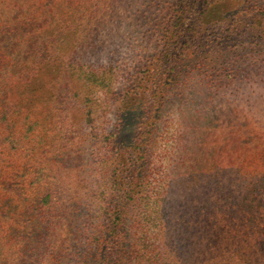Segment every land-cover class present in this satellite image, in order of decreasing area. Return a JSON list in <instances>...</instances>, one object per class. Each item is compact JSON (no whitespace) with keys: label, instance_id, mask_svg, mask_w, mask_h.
<instances>
[{"label":"rangeland","instance_id":"374dc122","mask_svg":"<svg viewBox=\"0 0 264 264\" xmlns=\"http://www.w3.org/2000/svg\"><path fill=\"white\" fill-rule=\"evenodd\" d=\"M176 1L0 0V114L11 103L20 108L8 115V123L0 118V211L10 209L7 217L0 214V264H264V233L247 229L246 234L243 226L234 224L226 211L237 203L225 205L222 212L210 203L208 197L218 195L202 186L209 176L198 177V171L192 172L196 166L191 168L192 162L204 167L201 159L206 158L213 166L209 172L219 167L223 181L229 176L226 163L247 150L245 175L263 177L264 152H250L248 147L254 148L255 136L264 139V74L257 71L264 67V39L241 52V47L233 46L235 31L228 22L232 16L226 14L212 28L231 39L224 40L218 51L216 45L211 57L233 59L234 69L203 100L196 90L207 74L204 61L185 63L181 69L188 71L181 75L184 81L190 79V85L184 102L173 101L159 110L160 93L153 98V91L159 77L172 78L173 70L153 75L164 43L156 23L173 16ZM224 6L223 2L215 10L223 12ZM139 8H144L142 13ZM260 22L264 15H252V25ZM152 25L158 30L151 31ZM247 34L244 29L242 35ZM53 57L55 62L49 63ZM61 57L66 65L104 72L105 84L80 79L70 84L101 103L96 127L114 135L98 143L105 149L96 147L93 154L77 109L68 108L72 91L62 82L73 76L67 68L49 75V65L56 66ZM33 80L39 88L19 106ZM49 81H55L53 92L48 90ZM27 99L31 102L25 105ZM158 112L161 121L148 144V194L161 199L155 207L151 197L149 205L139 198L128 200L121 189L105 184L110 181L108 165L123 164L105 152L120 141L123 150L130 145L125 155L135 159L137 152L130 148ZM23 117L29 123L22 122ZM57 139L65 146L57 145ZM111 150L119 151L116 146ZM122 175L130 177L127 170ZM113 177L119 179L120 172ZM48 183L54 187L48 206L38 203L43 218L35 209L36 199ZM263 210L257 206L248 210L245 222L256 217L262 226L258 216ZM209 212L218 213V230L214 225L210 236L203 225L210 223ZM37 227L39 232L30 241L34 238L35 246L39 244L35 249L29 243L23 257L18 238L29 237Z\"/></svg>","mask_w":264,"mask_h":264},{"label":"trees","instance_id":"16d2710c","mask_svg":"<svg viewBox=\"0 0 264 264\" xmlns=\"http://www.w3.org/2000/svg\"><path fill=\"white\" fill-rule=\"evenodd\" d=\"M223 2L225 4L224 8L222 9L223 12H217L215 10V6H220ZM143 10L144 8H139L140 13H142ZM172 10L174 14L173 16H171L170 19L167 18L164 21H159L158 23H156L157 26H159L158 29L162 28L161 31L164 43L162 47L158 50L156 59V61H159L161 63L156 67V71L153 72V75L159 76L160 73L164 71H170V69L173 70L172 78L165 79L163 75L162 77H159L157 82L158 89L156 91H153V98L158 97L157 95L160 93V96L158 97L159 110L165 106H168L169 103L173 101L184 102L185 97L189 92L190 85V79L185 77L184 81V75H181L182 73L184 74L188 71V69H181V66L185 63L191 62L192 64H198L204 61L202 63V66H204L203 71L207 72V74L204 75L202 79L205 80H201V83H199V88L198 90H196L197 94H199V96L203 100L205 99L209 91L217 86V82L219 81V79L222 76L226 77L227 74H229V71L234 69L233 59L224 56L221 58L217 57L214 59H212L213 57H211L213 56L212 49L215 48L216 45V51H218V49H221L223 47L224 40L227 41L228 39H231L226 35H220L212 28L213 26H215V24L219 22V20L224 19L226 14H228L229 17L232 16V18L228 19V22L229 25H231L233 30L235 31L233 35H231L232 37H234V39H231L234 41L233 46L241 47V52L245 51L247 48L250 49L251 47L257 46L260 40L264 39V23L260 22L258 23V25H252L250 23L252 22V15H256L258 17L259 15H264V0H177L176 3L173 5ZM246 11H248L252 15L244 16L242 18L241 16L243 14L241 13H244ZM190 18L192 20H189ZM208 22L210 23L207 24ZM245 24H248L251 27L245 26ZM158 29L157 27H155V25H152L150 28L151 31ZM244 29L248 30L247 35H242ZM246 40L249 41L248 44L244 43ZM225 50L227 51L228 49ZM55 58L56 57L48 59L49 63L55 62ZM242 58L244 59L243 56ZM58 62L59 63H57L56 66L52 64L49 65L51 68L49 75L52 74L57 76L60 72L67 68V71L73 76V78H66L65 80H63L62 83L67 84L70 90L72 91V96L68 99V108L77 109V115L80 124L83 126L85 125L87 128L82 133L88 141L86 143L87 147L92 148L90 149V153L93 154L96 147H103V149H105L103 145L97 144L100 142L104 143L106 141L112 140L114 138V135L111 131L105 130V127H96V124L98 123V118L100 117L98 109L102 106L101 103L90 97L88 94H85L82 89H77L74 87V85L70 86V84L73 83V80L77 82L78 79H80L81 82L85 84L91 82L102 84L104 83V72H100L101 68H99L98 70L82 69L80 68L82 67L81 64L75 66L71 62H68L66 65L65 59L62 60V57L59 58ZM162 63H164L167 68H164ZM52 66L55 67L54 70ZM192 71L193 69L190 68V72ZM257 71H260L264 74V67L259 68ZM44 72L48 74V69L46 68ZM54 86L55 81L48 82V90L53 92ZM37 87V81L33 80L30 82V84L25 88L26 90H29V93L27 94V96L25 95L19 100V106L21 104L23 105V101L26 97L29 98L30 91H36ZM23 90H21V94ZM53 101L55 103V99H53ZM30 102V99H27L24 104L27 105ZM12 104L13 103L2 107L3 111L0 114V118H3L5 123L9 122L8 115H11L17 109H20L19 107H12L14 105ZM11 109H13V111H11ZM149 120L150 122L148 124L150 128L148 127V130L145 131L143 135L139 137V142L136 145H133L132 148H130L137 152L135 159L130 156L127 157L125 155V151L130 145L125 147L123 150V146L121 144L122 142L120 141H115L114 143L110 144L108 146L109 149L105 152L109 154H115L117 160L123 163L121 165L117 164V162L112 161L108 165V170L110 172L108 179L110 181H105V184H112L117 189H121L125 198L128 200L139 198L140 200H145L147 202V205L151 204L147 200H149L150 197L152 198V196L148 194V192L151 190L149 185L150 180L148 181V172L151 170L148 165L150 161V148L148 147V144L153 138L152 134L154 133V129L156 130L158 124H160V113L158 112V114L151 116ZM22 122L29 123L28 117H23ZM255 137H257L255 139L257 143L253 144L255 145L253 146L254 148L248 147V149H250V152L253 150L259 151L260 153L264 152L263 137ZM55 141L57 145L62 147L65 146L64 144L60 145V142H58L59 139L54 140V142ZM112 146L118 147L119 151H112ZM238 147V144H235L234 149ZM246 151L247 150L243 151L239 156L237 152L236 155L233 156L232 160L229 163H226L227 166H225L224 169L227 168L229 170V176H227L223 181L220 180V178L218 177V170L220 169L219 167L215 168L212 172H209L212 170L213 166L209 165V162L206 158L205 161L201 159V162L205 163L204 167H198L192 162L191 168L196 166L192 170V172L197 174L198 171V177L204 174L209 176V181L202 186L208 191V193H214L218 195L214 199L211 194L210 196L213 198V200L208 197L210 203L217 205V209L219 210L222 207H225V205L237 203L236 208L233 207L229 211H226L229 214L228 216L234 219V224L236 226H243V229H245L246 234H248V229L251 230L249 233L256 232V235L258 233L262 235L264 233V210L263 214L261 216H258L260 219H263L262 226L259 225V222L257 221L256 217L254 221H252L251 217H249L248 220L245 222V215L248 210L252 211L256 206L258 207V209L264 208V195H261V193L264 191L263 190L261 192V187L264 188V175L261 178H250L245 175L247 174V172L243 171V165L246 156V154L244 155V153ZM214 164L218 165V163ZM262 169L264 171V166L262 167ZM116 170L120 172L119 179L113 177V173L115 174ZM126 170L127 174H129L130 177H128L127 179H123L122 173ZM98 172L100 173V171ZM195 177L196 175L192 176L191 178L195 180ZM257 179H259V181H257ZM260 179H262L263 183ZM100 180H102V177ZM59 182L60 180H58V183ZM51 188L53 189L54 187L51 185V183H48L44 187V191L39 192L37 194L38 198L36 199L37 205L35 209L38 211V214H41L43 216V218L44 213L40 212L38 203L40 205L48 206L46 204L49 203ZM215 189H218L219 191L215 192ZM160 200V198L153 199V204H155V207H159ZM9 211L10 209H7V211L1 210L0 214L3 217H7ZM214 213L215 212H209L208 214L210 215V223L203 224L208 236L212 234L214 225H216V230H218V213L216 215ZM256 221L257 223H255ZM203 225H201L202 229ZM12 226L13 225L10 226L11 231L15 229V227ZM246 226L249 228H247ZM38 232L39 227H37L29 237L24 236L18 238V240H20V246L18 245V248L20 254H22L23 257V254L27 255L29 253V243L33 244L35 249L37 248V245L39 243L35 246L37 242L34 241V238H32L30 241V238L37 235ZM1 247H4V245H2ZM249 263L250 262H248V264ZM6 264L9 263L7 262Z\"/></svg>","mask_w":264,"mask_h":264}]
</instances>
